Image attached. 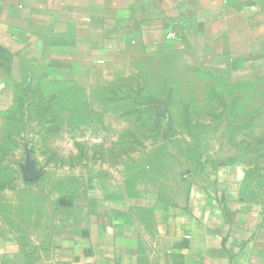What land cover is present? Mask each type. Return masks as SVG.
Here are the masks:
<instances>
[{"label": "crops", "instance_id": "obj_1", "mask_svg": "<svg viewBox=\"0 0 264 264\" xmlns=\"http://www.w3.org/2000/svg\"><path fill=\"white\" fill-rule=\"evenodd\" d=\"M166 57L232 77L263 69L264 0H0L2 70L105 85ZM185 183L176 200L75 199L27 250L0 218V264H264V201L242 194L240 169L206 164Z\"/></svg>", "mask_w": 264, "mask_h": 264}, {"label": "rangeland", "instance_id": "obj_2", "mask_svg": "<svg viewBox=\"0 0 264 264\" xmlns=\"http://www.w3.org/2000/svg\"><path fill=\"white\" fill-rule=\"evenodd\" d=\"M175 62L89 86L0 68V218L26 250L75 199L176 200L206 164L236 166L242 194L264 201V68L232 77Z\"/></svg>", "mask_w": 264, "mask_h": 264}, {"label": "built area", "instance_id": "obj_3", "mask_svg": "<svg viewBox=\"0 0 264 264\" xmlns=\"http://www.w3.org/2000/svg\"><path fill=\"white\" fill-rule=\"evenodd\" d=\"M251 10H254V7H251ZM168 38H173V34H168Z\"/></svg>", "mask_w": 264, "mask_h": 264}]
</instances>
